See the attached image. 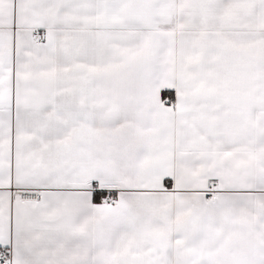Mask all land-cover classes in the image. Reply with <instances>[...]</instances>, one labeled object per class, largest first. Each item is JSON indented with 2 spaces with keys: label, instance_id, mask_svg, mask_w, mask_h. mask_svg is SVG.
<instances>
[{
  "label": "snow or ice",
  "instance_id": "obj_1",
  "mask_svg": "<svg viewBox=\"0 0 264 264\" xmlns=\"http://www.w3.org/2000/svg\"><path fill=\"white\" fill-rule=\"evenodd\" d=\"M0 264H264V0H0Z\"/></svg>",
  "mask_w": 264,
  "mask_h": 264
}]
</instances>
